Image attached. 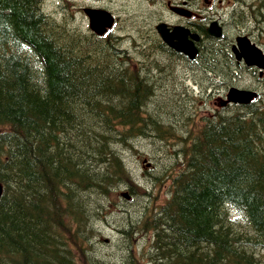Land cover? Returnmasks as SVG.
<instances>
[{
  "label": "trees",
  "instance_id": "16d2710c",
  "mask_svg": "<svg viewBox=\"0 0 264 264\" xmlns=\"http://www.w3.org/2000/svg\"><path fill=\"white\" fill-rule=\"evenodd\" d=\"M45 1L0 0V264H264V104L224 112L171 88L186 59L155 21L98 36L78 7ZM151 3L161 15L165 3ZM208 40L196 65L223 79L243 71L223 39ZM198 102L210 115L195 130ZM141 138L168 148L150 185L126 161ZM164 187L118 226L117 254L100 256L118 197Z\"/></svg>",
  "mask_w": 264,
  "mask_h": 264
},
{
  "label": "rangeland",
  "instance_id": "374dc122",
  "mask_svg": "<svg viewBox=\"0 0 264 264\" xmlns=\"http://www.w3.org/2000/svg\"><path fill=\"white\" fill-rule=\"evenodd\" d=\"M71 4V1H76L79 3L80 6H93V7H105L109 10H111L117 17H118V23L115 27L116 31L120 30L121 27L128 28L129 34L132 35V31H136L135 28L138 26L139 32H142L145 34V28L148 25V22L152 20V22H156L158 19L157 17L160 16V13H158V4L155 5V3H151L152 0H150V3L148 0H66ZM251 1V0H249ZM259 3H261L260 0H258ZM201 4L206 5V0H200ZM218 7H221V4H219V0H216L215 2ZM46 6L44 7L46 10L48 8V11H59L62 10L63 6L66 5V3L63 0H46L45 1ZM86 4V5H84ZM223 5H226V0H224ZM74 10V9H73ZM221 12V11H220ZM235 16H232L231 11H222L220 16L224 19L225 23V36H231L227 37L225 40L228 41V43L224 42V39L222 43L227 46L230 49V44L232 43L233 37H236L239 34H245L249 36L253 41L255 39L260 43V46L264 49V22L259 23L260 18L264 21V13L259 16V14H256L254 10L249 8L247 10L246 7L239 8V11ZM254 13V14H252ZM134 15H140L138 19V25L137 21L134 19ZM162 15V12H161ZM78 22L87 25V18L85 17L84 13L80 9L77 13ZM130 17H133L132 20H130ZM149 20V21H148ZM147 29V28H146ZM233 34V35H232ZM256 42V41H255ZM257 43V42H256ZM185 64L179 65V68L177 69V72L173 75H177V78L175 83L171 85V88L176 87V91H180L184 88L186 89H195L196 96H200L204 98V100L209 104L210 107H216V109H222L223 111H233L235 110V107L233 105L231 106H221V102L225 97L227 88L220 89L219 98L216 97H210L209 94L211 93V90H202L201 87L203 86V80L205 78L204 73L202 71V67H200L199 64H190V66L187 65V63L184 61ZM228 69V68H227ZM221 70H219L220 72ZM222 71H226L225 69ZM229 73V70H227ZM253 72V70H251ZM236 74L232 76L231 74L229 77L227 76V79L222 80V85H225L228 82H231V85H234L239 88H246L250 86V89H259L260 92L264 91V74L262 76L258 75L256 76L255 80L249 78L246 74H243V71H235ZM170 79L173 78V76L169 77ZM182 86V87H181ZM186 86V87H185ZM221 88V87H219ZM203 91V92H202ZM165 94V93H164ZM264 99V96H263ZM182 102L184 100H181ZM187 102V101H184ZM198 108V114L195 119L194 123V129L198 130L202 124H203V118L208 117L210 115V111L208 109L204 108V105L200 104L199 102ZM157 141V142H156ZM168 146V145H167ZM171 149L177 148L182 150V145L178 141H176L175 146H168ZM163 149V150H162ZM136 152H128L126 154V161L127 163L132 167L135 171L136 179L138 181H141L142 183H148L150 185V181H148L147 172L154 171L155 168L159 165L160 167H163V165L168 160L165 156L166 152H168V148L164 144H160L158 140L154 139H139L136 141ZM159 152L161 154H159ZM155 158L158 159L159 163H156ZM147 159V162L144 163L143 160ZM162 159V160H161ZM150 164V165H149ZM159 169V167H158ZM160 171L158 170V173ZM157 173V174H158ZM156 174V175H157ZM160 174V173H159ZM160 191V192H158ZM155 190L152 188V194L153 196L149 198V200H145L141 196H133L132 200H123V198L118 197V200H122L118 203L119 206V213H112L111 217L106 219L105 223L101 226V239L98 241L95 245L96 250L98 251V254L102 257L107 256L109 253L112 255L117 254V244L120 243L121 237L119 232L118 226H123L125 224H128V220L131 216V219L137 220L138 214L142 212H150L151 208L153 207V203H159V201H162L165 197V194L167 192V187H164V189ZM127 192V191H126ZM157 200V201H156ZM156 201V202H155ZM148 208V210H144ZM125 211L129 212L130 214H126ZM104 239L111 241V245L106 243ZM118 247V246H117ZM120 252V251H119ZM124 264H128V262H124Z\"/></svg>",
  "mask_w": 264,
  "mask_h": 264
},
{
  "label": "water",
  "instance_id": "95a60500",
  "mask_svg": "<svg viewBox=\"0 0 264 264\" xmlns=\"http://www.w3.org/2000/svg\"><path fill=\"white\" fill-rule=\"evenodd\" d=\"M172 10L183 16H190L191 14L182 8L172 7ZM89 17L90 28L96 33L102 35L108 28L114 25V17L108 11L94 8L84 9ZM156 30L160 34L163 42L173 48L175 51L183 53L190 60H194L198 54L195 42L198 41L199 36L191 34L190 31L183 26H175L170 29L166 23H160L156 26ZM222 28L219 27L218 22L214 21L208 28L207 32L214 37L222 36ZM238 48L234 47V52L237 58L245 59L248 64H256L259 67H264V55L261 50L250 43L246 37H238ZM253 94L238 88H231L227 95L228 101L234 103L245 104ZM2 194V187L0 184V197Z\"/></svg>",
  "mask_w": 264,
  "mask_h": 264
},
{
  "label": "flooded vegetation",
  "instance_id": "af4514ba",
  "mask_svg": "<svg viewBox=\"0 0 264 264\" xmlns=\"http://www.w3.org/2000/svg\"><path fill=\"white\" fill-rule=\"evenodd\" d=\"M255 1L256 0H251V1L244 0V7H246L247 10H249V8H251L252 10H254L256 12V14L262 15L264 13V0H260L261 3L259 5L256 4ZM181 3H185V4L188 3V5H189L188 0H186V1L185 0H182ZM191 7L188 6V8L192 10L193 8H191ZM196 8H198V10L200 11L199 8H201V5L198 4V6ZM193 10H196V9H193ZM252 14H254V13H252ZM179 22H181L182 24H184L187 27H190L191 31H196V30L199 31V30H203V28H204L202 21H196V20L194 21V20H189V19H185V18H179ZM261 22H264V21L260 18L259 23H261ZM222 24L225 25L224 23H222ZM247 68H249V67H247ZM247 70L249 72H251L250 69H247Z\"/></svg>",
  "mask_w": 264,
  "mask_h": 264
},
{
  "label": "bare ground",
  "instance_id": "6f19581e",
  "mask_svg": "<svg viewBox=\"0 0 264 264\" xmlns=\"http://www.w3.org/2000/svg\"><path fill=\"white\" fill-rule=\"evenodd\" d=\"M260 16V15H259ZM171 54V53H170ZM157 142V141H156ZM129 149V148H128ZM176 157V156H175ZM177 161V160H176ZM160 173V172H159ZM149 196V195H148ZM130 226V225H129ZM134 229V228H133ZM127 231H128V229H127ZM136 231V230H135ZM144 235H146V234H144Z\"/></svg>",
  "mask_w": 264,
  "mask_h": 264
}]
</instances>
